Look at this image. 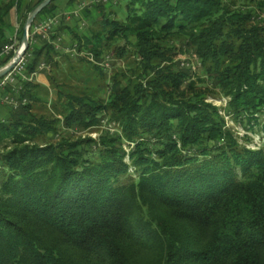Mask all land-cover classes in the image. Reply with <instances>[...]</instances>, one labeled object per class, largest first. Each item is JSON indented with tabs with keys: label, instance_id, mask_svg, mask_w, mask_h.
<instances>
[{
	"label": "trees",
	"instance_id": "1",
	"mask_svg": "<svg viewBox=\"0 0 264 264\" xmlns=\"http://www.w3.org/2000/svg\"><path fill=\"white\" fill-rule=\"evenodd\" d=\"M239 1L264 9V0H127L118 20L97 4L99 29L75 34L79 49L99 58L133 35L140 62L131 74L114 73L103 99L107 77L85 60L89 77L57 89L60 117L41 113L37 85L23 83L29 102L0 120V264H264V18ZM21 3L0 5V25ZM55 3L38 17L54 15ZM42 37L28 47L27 74L58 54ZM170 40L197 53L204 90ZM215 91L227 114L206 101ZM226 115L261 146L242 144ZM106 119L120 132L68 134Z\"/></svg>",
	"mask_w": 264,
	"mask_h": 264
},
{
	"label": "rangeland",
	"instance_id": "2",
	"mask_svg": "<svg viewBox=\"0 0 264 264\" xmlns=\"http://www.w3.org/2000/svg\"><path fill=\"white\" fill-rule=\"evenodd\" d=\"M102 3L106 4L104 6V9L106 10L107 14L109 13L112 14L113 16L112 19L113 18L118 19V20L125 19L126 14H127V5H126L127 0H82L81 2L76 1V5H78V7L75 10L62 12V13H57L56 11L54 15H42L40 17L37 16L35 21L32 22L33 24L29 31L30 44L32 43V41H34L33 40L34 36L36 35L42 36V33L35 31L34 26L36 24H41L45 20L47 21L49 18L53 19L54 21L58 20L57 21L58 23L56 22V25H54V29L50 31L49 35L47 37H42V39H45L51 44H53L55 46V49L58 50V54L54 55V59L58 57L59 60H58V64L52 63L50 65V64H46L45 62L44 63L42 62L39 66V68H41L42 64L45 65L42 67V69L46 72H49L48 73L49 78L52 77L53 79L51 80L48 78L49 87H46V86L40 87L41 98L45 100L44 102L45 104L40 101L36 104V108L41 113H45L47 116H55V117L59 116L60 117V110H58V107H55V100H56V96L58 93L57 89L58 87H62V85L60 86V84L64 82L65 84H72L73 86H78L79 83L83 82V81L79 82L81 79L79 80L78 78H81L84 76L89 77L90 74L88 73V71L92 69H91V65H88V63H86L87 61L85 60H91L93 63L100 66L105 76L107 77L105 79L106 81L104 80V82L102 78L99 80V82L101 83L103 82L102 83L103 85L99 86L97 94L103 99H107L109 96V93H110L109 86L112 83V76L114 73L123 71V72H127V74L129 75L131 74L130 69L138 66L140 59L135 50L134 44H135L136 39H135V36L133 35L130 36L129 42L128 40H125V39L120 40V41L117 40L116 42H113L110 48L105 49L102 53V56H100L99 58L95 57L94 53L89 51L88 49H85V48H83L82 50L79 49L78 40L75 37V34H77L79 37H84L85 35L92 37L91 35L92 29H99V24H94V22L95 20L102 19L103 9L102 10L98 9L96 6L97 4H102ZM32 5L33 4H31L30 6ZM238 5L244 7L245 8L244 10L246 11L249 8L253 7L255 8L254 14L256 15V17L261 16L262 18H264V9L261 10L258 7H255L253 5H244V3L240 1L238 2ZM87 9H89L92 12L90 16H86L85 11ZM29 13L27 12L24 15V18H23L24 20L27 19ZM41 17L43 18L39 20L38 18H41ZM62 19L65 20V22L68 21L69 26H63L64 22H62L63 21ZM24 20H22L21 22H18L19 30L17 32V35L12 40H9L8 44L16 40L18 45L21 46V41H22V36H23V33L21 30H22V25L24 23ZM59 24L60 26L64 27L61 30L62 33H60L61 34L60 37L62 38L61 39L53 38L52 36L55 33L56 28L59 26ZM68 28L70 29L72 28L77 33L70 31V29ZM64 33L66 34V38L63 37ZM57 35H54V36L57 37ZM187 38H189V36H187ZM187 41L188 40H184V44ZM169 42L173 43V45L176 47L177 53H176L174 60L179 63L178 66L184 67L185 70L190 69L193 80H196L195 82H197V86L200 87V90H204L205 87H203L204 85L203 86L200 85L201 82L199 80L200 78L199 76L202 74L201 72L203 71L201 67L202 63L197 53H195V51L188 48L187 45H184L183 41L170 40ZM118 47H123L126 49L125 56L123 57L118 56L117 54ZM27 50L28 49H26V51L24 52V54L26 55L30 53V51H27ZM15 55L16 54L12 53L10 56H12V59H13ZM1 67L2 66L0 65V68ZM28 75L31 76L32 74H28ZM90 77H91L92 82L94 81L95 83L93 76H90ZM184 86H186V84ZM14 87L16 86L13 84H7L6 90H5L6 93L3 92L2 96H0L1 100H3L4 94H9L11 96L13 94V95H18L20 97V93L16 94V91H14L15 89ZM9 88L10 90L11 89L12 90L9 91L8 90ZM23 99H19V100H22L20 102V105L27 104L29 102V100L27 99V101L23 103ZM206 101L212 102L215 105L220 106L222 108L223 114H227L228 98L226 96H223L215 91L213 94L207 96ZM12 108H15V107L8 103H5V108L3 109L5 112H8L7 117L9 116L10 109ZM226 120H227L228 126H230V128L233 129V131L237 134V136H239V139L242 144H245L248 147H251L253 149H258L261 146V144L263 143L262 141L263 138H261L259 134L253 133L251 130L246 129L245 122H239V121L233 120L231 118V115H226ZM115 127H117L115 126V122H110L108 121V119H106L104 123L102 124V126H98L93 129L90 128L84 131H79L76 128H69L68 134H71L72 136L78 135L82 137L90 136L94 139H98L100 135H102L103 133L109 132V131L113 134H117V132H120L118 128H115Z\"/></svg>",
	"mask_w": 264,
	"mask_h": 264
},
{
	"label": "crops",
	"instance_id": "3",
	"mask_svg": "<svg viewBox=\"0 0 264 264\" xmlns=\"http://www.w3.org/2000/svg\"><path fill=\"white\" fill-rule=\"evenodd\" d=\"M4 1L7 0H0V5L4 3ZM37 0H22V3L20 5V8L18 9L17 7H14L13 10L10 11V13L5 17L4 19V23L0 26V36H3L6 41L8 42L9 40H12L14 37H16L17 32L19 30V23L21 22L24 18V15L27 13L28 11V7L31 4H34ZM79 2H81L82 0H78ZM56 8H57V13H62V12H67V11H72L75 10L78 5H76V3L74 4H70V0H57L56 2ZM43 17L38 18L39 20H41ZM63 20V19H62ZM63 26H69V22L65 20H63ZM37 25V24H36ZM36 25L34 27H36ZM60 26V24H59ZM59 26L56 28V31L53 35H57L56 38L61 39L62 37H60V33L61 30H59ZM63 37L66 38V34H63ZM36 42H40L39 39L35 40ZM55 62H53L54 64H58V60L59 58L56 57ZM51 68V66H50ZM49 72L44 71L42 68H39L32 76V81L34 84L37 85L39 91L40 87H49ZM15 91V89H14ZM5 108V102L3 100H1L0 98V120L7 117L8 112H5L4 109Z\"/></svg>",
	"mask_w": 264,
	"mask_h": 264
},
{
	"label": "built area",
	"instance_id": "4",
	"mask_svg": "<svg viewBox=\"0 0 264 264\" xmlns=\"http://www.w3.org/2000/svg\"><path fill=\"white\" fill-rule=\"evenodd\" d=\"M57 21L58 20L54 21L53 19L49 18L47 21L45 20L41 24H37L35 27V31L42 33L43 37H47L49 35L50 31H52L54 29V25H56ZM21 50L22 49L18 45L16 40L13 41L12 43L5 44L3 46L1 52H0V62L6 56H10L12 53L18 54L21 52ZM30 56H31L30 53L28 55L24 54L21 57V59L19 60V62L16 64L14 69L11 72H9L2 79V81L0 79V96H2V93L5 92L7 84L15 85L16 87H14V88H15L16 94H18L24 89L23 83L25 81L32 80L33 74L31 76H29L27 74V66H28ZM11 60H12V56H11V59L5 65H7ZM5 65H3L2 67H4ZM43 66H45V65L42 64V67ZM19 99H21V98L18 95H13V94H12V96L9 94H4V97H3V101L5 103H8V104L14 106L15 108H18L20 105V102L22 101ZM26 101H27L26 98L23 99V103H25Z\"/></svg>",
	"mask_w": 264,
	"mask_h": 264
},
{
	"label": "water",
	"instance_id": "5",
	"mask_svg": "<svg viewBox=\"0 0 264 264\" xmlns=\"http://www.w3.org/2000/svg\"><path fill=\"white\" fill-rule=\"evenodd\" d=\"M53 0H43L41 3H39L28 15L25 25H24V32L22 36V41H21V48L23 49L21 53H18L14 56V58L4 67L0 68V79L5 77L19 62L21 59L22 55L28 49L30 40H29V31L32 26V22L35 21L36 17L40 14V12L46 8Z\"/></svg>",
	"mask_w": 264,
	"mask_h": 264
}]
</instances>
